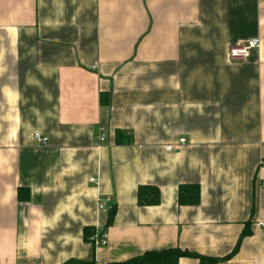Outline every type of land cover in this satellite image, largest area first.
Returning a JSON list of instances; mask_svg holds the SVG:
<instances>
[{"label": "crops", "instance_id": "crops-1", "mask_svg": "<svg viewBox=\"0 0 264 264\" xmlns=\"http://www.w3.org/2000/svg\"><path fill=\"white\" fill-rule=\"evenodd\" d=\"M181 185L199 206H179ZM141 187L159 205L140 206ZM261 225L264 0H0V264L176 248L264 264Z\"/></svg>", "mask_w": 264, "mask_h": 264}, {"label": "trees", "instance_id": "trees-1", "mask_svg": "<svg viewBox=\"0 0 264 264\" xmlns=\"http://www.w3.org/2000/svg\"><path fill=\"white\" fill-rule=\"evenodd\" d=\"M117 137H118L117 142L119 144H124L125 142L130 143L129 139L120 138L122 137L120 133L117 135ZM23 193L24 190L21 189L19 192V198L22 201L28 200L29 199L28 193L27 194H23ZM160 195H161L160 190L155 187H141L138 192V203L142 207L157 206L160 203ZM200 202H201V189L198 185H181L179 187V191H178L179 206L195 207V206H199ZM113 214L110 215L109 223L112 222ZM85 234H86L85 235L86 238L89 240L93 234V229L87 228ZM250 234L251 232L248 229L244 230V232L240 236L239 244L245 237H247ZM239 244L237 245L234 253L237 251ZM182 258L196 259L201 264H216L218 262H223L227 260V259L225 260L212 259L197 253L176 248V249H168L158 252H148L141 256L133 258L129 261L123 263H114V264H178ZM65 264H96V262L93 261L88 263V262L71 260Z\"/></svg>", "mask_w": 264, "mask_h": 264}, {"label": "built area", "instance_id": "built-area-1", "mask_svg": "<svg viewBox=\"0 0 264 264\" xmlns=\"http://www.w3.org/2000/svg\"><path fill=\"white\" fill-rule=\"evenodd\" d=\"M260 48H261L260 39L255 38V39L248 41L247 43H241V44L231 47L229 56H230L231 61L233 62L247 61L251 57V55L254 52L260 50ZM34 138L40 147L45 148L48 146V139L44 137L43 135H41L40 133H36L34 135ZM105 140H106L105 135L102 132L100 135L99 141L103 143L105 142ZM185 143H186V139L184 138L180 139V144H185ZM167 150L169 151L172 150V147L171 146L167 147ZM91 182L94 183L95 185H98V181L95 179H91ZM110 202H111L110 199H107L106 201H100L99 210L106 209V205ZM261 226H264V225H261ZM90 239L96 247H105L108 244V237L106 233L99 235L96 232L91 236Z\"/></svg>", "mask_w": 264, "mask_h": 264}]
</instances>
